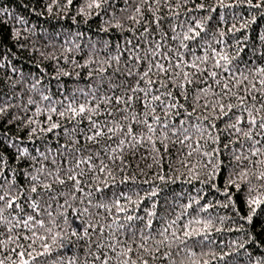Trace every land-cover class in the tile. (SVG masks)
I'll return each mask as SVG.
<instances>
[{
    "label": "snow or ice",
    "instance_id": "obj_1",
    "mask_svg": "<svg viewBox=\"0 0 264 264\" xmlns=\"http://www.w3.org/2000/svg\"><path fill=\"white\" fill-rule=\"evenodd\" d=\"M54 6L0 4V264H264V0Z\"/></svg>",
    "mask_w": 264,
    "mask_h": 264
},
{
    "label": "trees",
    "instance_id": "obj_2",
    "mask_svg": "<svg viewBox=\"0 0 264 264\" xmlns=\"http://www.w3.org/2000/svg\"><path fill=\"white\" fill-rule=\"evenodd\" d=\"M50 2H51V0H41L40 3H37L36 0H0V4H3L4 6H11L12 9L16 10L20 14L25 15L30 20V24L27 25L26 27H31V25L33 23H35L37 25L38 35H42L43 30L49 29L50 26H55L57 31H62L63 29H66L71 24V20H63V19L58 20L57 16L55 15V13L57 12V8L55 6L53 7V14L49 15L45 11V5L47 3H50ZM23 4H28L29 8H35L38 12H44V15L39 16V17L35 14L30 15L27 9L21 7V5H23ZM72 14H74V13H72ZM61 15H63V13H61ZM77 19L79 20L80 18L78 17ZM61 26H63V29L61 28ZM90 27H91V29L94 30L96 25L91 24ZM88 29H89L88 25H85L83 23L80 24V30L84 31L85 35L83 37H77L75 39L76 43H80L83 46L85 43L88 42L89 36L93 35L92 31H89ZM94 38L95 37L93 36V39ZM65 39H70V37L61 36L60 38H58V42H61ZM228 39L231 40V37H228ZM66 46L70 47L71 45L69 44ZM229 51H233V49L230 48ZM57 55H59V52H57ZM27 56H28V53L24 52L20 57L21 62L24 63V66H25L24 70L25 71L28 69V67L31 64V61L26 59ZM37 57H38V53L32 54V59H36ZM61 62H62V60H61ZM46 82L47 81H45V83ZM178 190H179V188H177V191Z\"/></svg>",
    "mask_w": 264,
    "mask_h": 264
}]
</instances>
